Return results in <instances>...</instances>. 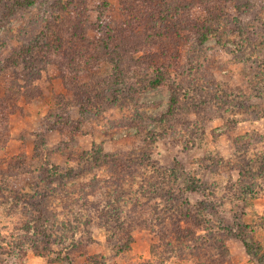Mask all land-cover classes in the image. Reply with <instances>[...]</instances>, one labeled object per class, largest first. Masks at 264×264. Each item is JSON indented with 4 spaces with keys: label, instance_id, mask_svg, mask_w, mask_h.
Returning <instances> with one entry per match:
<instances>
[{
    "label": "rangeland",
    "instance_id": "1",
    "mask_svg": "<svg viewBox=\"0 0 264 264\" xmlns=\"http://www.w3.org/2000/svg\"><path fill=\"white\" fill-rule=\"evenodd\" d=\"M20 1L0 0V60L20 61L0 75V264H264V179L246 196L233 186L242 138L254 136L251 159L264 154V137H255L264 135V81L253 87L264 73V0H250L245 14L229 0L227 21L214 22L209 8L219 0H164L154 9L142 0ZM173 19L217 29L201 52L182 32L174 113L171 90L136 93L137 75L91 109L70 95L95 72L111 79L118 61L128 76L140 62L171 63ZM229 23L246 28L234 34ZM163 25L167 48L153 38ZM70 37L72 49L57 59L44 51L58 40L68 47ZM192 81L200 92L187 90ZM122 220L135 221L128 251L118 249ZM41 223L54 234L51 248Z\"/></svg>",
    "mask_w": 264,
    "mask_h": 264
},
{
    "label": "trees",
    "instance_id": "2",
    "mask_svg": "<svg viewBox=\"0 0 264 264\" xmlns=\"http://www.w3.org/2000/svg\"><path fill=\"white\" fill-rule=\"evenodd\" d=\"M164 0H142V2L145 4V6L148 9H154L156 7H159L162 2ZM20 2H23L21 6H25V5H32L33 4V0H21ZM231 2L234 1H229V0H219V1H215L213 6H211V8H209V14L213 15L214 17L211 19V22H214L215 19H219V16L223 14V16L225 17L224 20L227 21L228 17L227 15H225V13L227 12V8L229 7V5L231 4ZM236 3V2H235ZM237 4V3H236ZM238 7L241 8V13L245 14L248 11H245L243 6L245 7H250L249 9L254 8V4L251 3L250 0H240L238 2ZM180 11L181 7H184L183 3H180L178 6ZM177 8V9H178ZM175 9V10H177ZM177 10V11H179ZM165 12V11H164ZM160 13V12H159ZM253 13V12H252ZM168 14V13H167ZM159 16V15H158ZM168 18H165V22H168ZM174 21V19H173ZM179 22V21H178ZM180 22H185L186 24L181 25L177 24V21H174V25L171 26L174 32V36L173 38L176 39V45L174 46V55H173V60L172 61H168L171 63H164L163 65H157V64H153L150 67H145L143 64H149L148 62H143V63H138L136 65V68L134 70V72H131V69L129 70L130 74H132L131 76H128L127 73H124L122 65L120 64L122 61H118L117 64H114V72L113 74H111V79L109 78V80H104L101 79V77L99 75H97L98 73L95 72V79L91 82H87L85 84H80V82L78 81L74 86L73 89L71 90V96L74 97L76 99V101H81V107H85V109H91L92 107L96 106V103L99 102V98H103L104 95H106V99L107 100H115L117 99V93L121 92V90H119L117 87H123V85L125 84L124 82H129L131 81L130 78H135V76H140L139 79L135 80V85H137V91L136 93H139L142 89H148V88H156L158 86H167L170 90H171V100H170V104H171V109L169 110V112L174 113V109L178 106L179 102H180V82H179V73H183L184 71V65L181 64L180 62V53L181 51L179 50L180 44L182 43V40L184 38V35H182V32H186L189 31L190 35H187L186 39L189 40H196L198 41V44L196 45H192L193 49L195 48V46L197 47L196 50L201 52L202 47H204V43L207 40V38L210 36L211 32L216 31L217 29H215L214 25H206L201 23V22H196V21H185V19L180 20ZM154 24H155V20H154ZM214 24V23H213ZM245 25V24H244ZM192 28V29H191ZM240 28L244 29L246 28L245 26H234V24L229 23L226 25L225 30H231L232 32L234 31V34H238L241 33ZM171 30H169V27L163 25V28L159 27V29L156 30L154 29L153 34L155 35L153 38L156 40H154L156 43H159L163 46H165L166 48L168 47L167 44V38L169 36V33ZM234 35L233 33H229ZM244 34V32L242 33ZM252 36H247L248 39H250L251 43H257L260 36L257 37L258 33H253V31H251ZM223 33L220 35L219 37V43L222 44V37ZM241 36V35H240ZM254 41V42H253ZM73 42V38L70 37L69 39H67V46L68 47H63L62 42H60L59 40L56 41L53 45H48V49H45L44 51L49 52L50 57H54L57 54H63L64 52L72 49V44ZM104 45L108 46V48L113 46V43L111 41H105L103 40ZM67 49V50H66ZM166 52H168V49L165 50L164 54H167ZM109 55L111 54V51L108 53ZM207 54H208V50H207ZM59 56V55H57ZM54 59H57L54 57ZM171 60V59H169ZM193 60L191 59V62ZM20 61L19 59H17L16 57H12V55L6 57L3 60H0V75H2L3 73H5L7 70L17 67L19 65ZM119 63V64H118ZM195 64L197 65V63L195 62ZM207 65H209V59L207 57ZM72 66V65H70ZM73 67V66H72ZM183 67V68H182ZM96 68V67H94ZM190 68V67H188ZM180 70V72H179ZM79 71V70H78ZM173 71L177 74H174ZM70 74H76L78 72H76L75 68L72 69V71L69 72ZM264 81V73L262 74H258V80L255 81V86L253 87H259V85L261 83H263ZM140 85V87H139ZM209 85V84H207ZM211 87V85H210ZM238 91L240 93H245V90H242L241 88H237ZM187 90H192V91H196V92H200V89L196 86H194L193 81H192V87L191 89H187ZM188 93H186L187 95ZM185 95V96H186ZM133 96V94H132ZM230 96V94H229ZM225 102H228L229 104H231V99H225ZM236 103L238 104V106H246V101L244 99L241 100H237ZM67 114L70 113V111H66ZM66 114V113H65ZM65 114H61L60 119H64ZM68 121L70 122V119L68 118ZM67 122V120L65 121V123ZM260 136V138H263L264 135H256L255 137ZM243 143H239V149L240 150H244V152L246 153L245 157H242V161L239 162V178L234 182L235 185H233L234 187H236L240 193V195H250L252 194L253 190H255V186H259L258 182H257V178L258 176H260L262 179H264V154H258L256 159H251V157L248 155V152L251 150V146H252V140H254V136L249 135L246 137H243ZM145 159H142L141 157L139 158V161H143ZM258 164V166H256ZM210 166V165H209ZM258 168H256V167ZM259 172V173H257ZM65 175H69V173H65L64 174V178ZM49 179V183L51 184L53 182V180H55L56 177H53L51 175L46 176ZM62 178L60 179V183H62ZM261 186V185H260ZM189 187V186H188ZM200 185L198 184H194L193 186L190 185L189 189L193 192H198ZM167 193H170L171 196L173 195V191L169 190L167 191ZM35 202V205L37 207V209L39 210V212L41 213V217L45 216V212L42 209V203L36 202V201H32L31 204H33ZM205 204V203H202ZM245 205V204H244ZM243 205V207H244ZM203 207H207V204L203 205ZM123 220L119 221V224L117 226L118 228V233H123V235H125L126 237H122V240L120 241V245L118 247L119 251H128L130 250V244L131 241L133 240L132 237V231H133V227L135 224V221L133 220V222L128 223L125 226V224H123ZM35 227L38 228L39 234L42 235V238L44 237H49V241H46L49 245L50 248L51 246H53V236L54 234L50 231V228L46 227L44 223L37 224ZM126 228H129L126 232H124V230ZM112 235L110 234L109 237H111ZM166 234H164L163 237H165ZM121 237V235H120ZM244 243L246 245L247 248H249V243H247L246 240H244ZM264 258V255H263Z\"/></svg>",
    "mask_w": 264,
    "mask_h": 264
}]
</instances>
